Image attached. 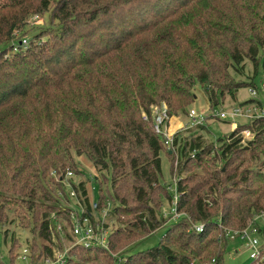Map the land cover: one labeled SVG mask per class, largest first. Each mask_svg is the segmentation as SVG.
<instances>
[{
  "label": "trees",
  "instance_id": "16d2710c",
  "mask_svg": "<svg viewBox=\"0 0 264 264\" xmlns=\"http://www.w3.org/2000/svg\"><path fill=\"white\" fill-rule=\"evenodd\" d=\"M44 12L50 37L40 32L13 51L16 32ZM246 60L264 68V0H0V224L32 219L31 231L49 241L52 210L43 201L64 193L60 179L85 155L107 174L124 226L106 247L71 248L64 264H223L231 232L264 209V116L238 124L213 152L198 136L167 146L151 110L165 104L169 116L186 115L196 91L211 109L236 100L246 83L234 76ZM244 130L252 133L245 145ZM161 152L171 174L174 155L178 174L188 173L176 183L183 215L156 246L113 256L161 224L159 199L172 200L160 181ZM73 185L86 206L84 182Z\"/></svg>",
  "mask_w": 264,
  "mask_h": 264
},
{
  "label": "rangeland",
  "instance_id": "374dc122",
  "mask_svg": "<svg viewBox=\"0 0 264 264\" xmlns=\"http://www.w3.org/2000/svg\"><path fill=\"white\" fill-rule=\"evenodd\" d=\"M26 22L27 23L16 32L15 36L26 39L27 45L29 40L33 39L35 34L38 35L40 32L42 34L40 40L45 41L47 37H50L47 31H43L49 26V12L33 14L28 17ZM234 78L237 81L246 83L243 87L238 89L236 100L232 101L227 97L222 106L214 109L209 108L202 94L196 91L197 98L194 103L189 106L188 110L195 109L198 113L203 112L206 117L205 121L202 123L203 125H190L188 118L184 120V117H187L186 115H176L180 116L184 123L177 132H180V134L177 137V143L173 146L174 148L178 149L180 144L185 140H191L198 136L199 141L209 144L213 152H216V150L220 152V146L222 145L221 140L226 138L238 124H244L249 121L243 117H238L234 120L229 118L223 120L216 117V114L236 105L244 109H254L260 107V102L264 103V90L262 89V85L264 84V68L262 62H259L255 68L253 63L246 60L243 73L235 75ZM251 88L257 89L255 98H251L249 92ZM250 139H252V133L249 130L241 132L242 144L245 145ZM160 156V181L167 186L169 190L168 194L172 196V200H169L168 197L159 199L157 208L159 210L158 218L161 224L156 232L150 236L143 233L141 237L136 236L130 243L114 251L112 253L113 256L120 254V251H124L128 246H134L133 248L137 250H144L156 246L159 243L165 226L172 223L175 218L178 219L183 215L181 212H179L177 216L173 215L172 201L174 200V196H179L176 188L177 180L179 178H184L188 173L184 171L182 174H178L180 161L178 156L174 155L173 158H170L173 165V173L171 174L168 157L164 152H161ZM75 159L78 163L77 171L67 172L64 179H60L64 188V193L60 190H55L56 192L53 194H55L57 201L54 199L43 201V203L47 204L49 209L52 210V213L49 215V219H51V239L46 241L41 239L37 235V232L33 233L31 231V228L34 226L33 224H35L31 223L32 219H30L29 222L27 221V226L18 218L12 223L0 224V264H44L46 259H56L60 256L59 254H65L66 258L68 257L69 250L76 245H80L84 247V249L99 245L97 244L99 243L97 239L101 236L104 238L103 245L101 246L106 247V242L111 232L124 226L117 220V213L113 211L114 204L109 200L107 195L110 190L107 174L104 172L101 173L95 168L85 155L76 156ZM50 175L53 179L58 180L54 172H50ZM79 182H84L86 188L88 196V204L86 206L80 203V199L74 191L73 184H78ZM98 183H100L103 193V198L99 203L100 186ZM49 188H52V184L49 185ZM9 216L15 218L11 213H9ZM76 223L91 226L94 231V239L85 243L74 236L72 227ZM197 225L198 224L195 225V228ZM5 230H7V232L4 241ZM135 232L138 231L135 229ZM12 234L17 238V241L11 253L8 254ZM230 236L232 237V235ZM231 237H229V242L226 247L223 264H250L252 260L250 258V251L244 246L243 241L239 237ZM259 239L263 241V238L260 237ZM45 246L50 250V253L45 251ZM24 250H26V252H24ZM84 252L85 254L87 253V251ZM73 258L74 260L79 259L76 255H74ZM78 263L86 264L83 261H78Z\"/></svg>",
  "mask_w": 264,
  "mask_h": 264
},
{
  "label": "built area",
  "instance_id": "2783aa9c",
  "mask_svg": "<svg viewBox=\"0 0 264 264\" xmlns=\"http://www.w3.org/2000/svg\"><path fill=\"white\" fill-rule=\"evenodd\" d=\"M20 44H14L13 45V51H16L19 46H26L27 40L21 39ZM262 89L264 90V84L262 85ZM251 94V98H255L257 95V89L251 88L249 90ZM151 116L153 119V125L155 131L160 134L164 142L167 146L173 147V140L178 132L179 128L174 127L171 124V117L167 114V107L165 104H162L159 106H152L151 110ZM175 116V115H173ZM187 118L189 119L190 125H203L205 121V114L203 112L198 113L195 109H189L188 113L186 114ZM264 116V103L260 102V107L258 108H243L239 105L232 106L224 111L219 112L216 114V117L219 119H232L238 117H243L246 119H251L254 117ZM143 117L146 119L147 115L143 113ZM181 129V128H180ZM175 191V189H174ZM178 196H174L173 202V208L172 212L174 216L178 215V211L176 210V204H177ZM96 205V204H95ZM177 219V218H175ZM202 224H198L196 226V230H202ZM233 232V231H232ZM231 232V233H232ZM72 233L74 236H76L80 241L87 242L92 241L94 239V231L89 225H82L79 223L74 224L72 227ZM229 233V231H227ZM232 238L239 237L243 243L244 246L250 251V258L251 259H258L261 260L264 259V253L262 252V247L264 245V209L255 213L250 221V223L243 227L240 230L234 231L232 234ZM263 238V241H260L259 238ZM97 244L103 245L104 238L99 237ZM107 240V239H106ZM101 243V244H100ZM107 244V242H106ZM26 252V250H24ZM60 256L56 259H46L44 264H64L65 263V254H59ZM214 263V260H212L211 264Z\"/></svg>",
  "mask_w": 264,
  "mask_h": 264
},
{
  "label": "crops",
  "instance_id": "0c3cea01",
  "mask_svg": "<svg viewBox=\"0 0 264 264\" xmlns=\"http://www.w3.org/2000/svg\"><path fill=\"white\" fill-rule=\"evenodd\" d=\"M186 118L187 117H184V120H186ZM244 119H246V118H244ZM184 122H183V119H181L180 118V116H172L171 117V124L174 126V127H176V128H181L182 126V124H183ZM178 129V130H179Z\"/></svg>",
  "mask_w": 264,
  "mask_h": 264
}]
</instances>
